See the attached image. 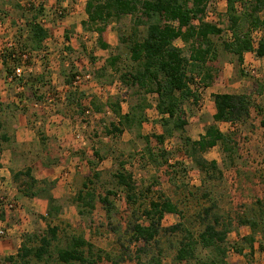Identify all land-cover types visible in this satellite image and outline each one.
Returning a JSON list of instances; mask_svg holds the SVG:
<instances>
[{"label": "rangeland", "instance_id": "374dc122", "mask_svg": "<svg viewBox=\"0 0 264 264\" xmlns=\"http://www.w3.org/2000/svg\"><path fill=\"white\" fill-rule=\"evenodd\" d=\"M30 1L36 4L34 7L36 11L41 8L43 13L37 20L48 30L50 37L45 42L43 52H34L33 54L36 55L28 62L17 65L22 67L23 80L9 82L6 79V72L12 70L14 62L8 61L4 66L1 54L8 52L6 51L9 49L8 44H12L17 51L20 40L18 30L22 29L24 21L30 19L36 12L26 13L18 5V0H0V21L3 23V28L0 30V123L3 127H0V133L5 131L10 138H14L18 131L16 127L19 118L24 119L26 128L33 129L37 138H44L43 141L40 140L39 147L36 149L38 151L34 152L33 156H40L34 159V163H38L36 165L45 171H50L55 165L67 164L70 158L74 161L83 157L81 160L85 164L78 171L79 175L83 176L88 172L87 176L92 182L89 187L95 191L96 196H104L106 191H113L115 195L109 196V199L122 213V218L116 217L110 224V219L106 217V212L98 199L94 202L95 210L91 214L87 213V208L84 209L74 203L77 192L82 188L81 183L84 180L82 178L75 183L72 179L70 185H66L55 193L61 195L55 203L60 211L52 215L45 214L42 219L37 213L30 214L26 210L22 199L26 197L21 193L23 188L20 182L16 183L11 179L8 186L0 190L1 196L15 203L13 210L0 209V228L6 230V234L0 237V264H8L6 258L16 255L23 235L41 232L46 229L48 223L59 225L60 232H64L63 235L82 234L94 248L112 257L118 256V264H145L150 256L156 254L157 249L154 243L143 247L142 243L133 242L128 222L133 221L130 217L133 210L141 212L149 200L155 199L159 194H164L177 204L184 214L186 228L194 234L203 230L199 217L202 216L203 210L208 208L212 209L211 214L219 216L220 226L222 223H230L226 237V247L229 250L227 262L264 264V250L260 249L261 244H264V127L260 125L264 113L260 116V111L252 108L249 119L234 126L238 145L233 153V160H229L219 147L202 155L206 161L217 163L218 172L199 171L195 164L184 156L183 147H181L183 145L178 135L167 139L163 145V148L168 151V165L173 168L165 166L156 170L147 163L148 160L143 153L144 143L136 136L137 129L106 137L105 128L109 127L111 121L116 120L112 114L94 113L86 119L80 114L83 106H90L91 110L93 109L91 102L100 105L108 101L113 103L117 98L122 100V112H127L130 106L136 105L138 100L144 97L151 108L145 113L146 121L139 129V133L141 136L162 133L160 116L153 107L156 96L145 95L142 91H139V95H133L138 89L136 87L127 89L119 81V75L132 69L134 64L130 62L125 45L118 41L117 25L111 23L108 26L105 39L110 48L102 50L97 44V35L85 32L81 25L84 17L82 9L87 0H64L60 3L55 0ZM250 1L240 0L236 4L240 14L249 7ZM208 10L205 20L217 24L223 29V33L212 38L218 54L217 59L208 64L216 77L214 82L206 88L199 87L196 103L190 99L184 105L187 120L185 136L192 140H197L201 135L200 132H204L205 128L213 122L210 117V112L214 110L213 94L250 95L254 105L264 109V57L257 58L253 53H247L243 64L239 66L236 58L223 50V42L228 41L231 36L227 29L226 17H221L226 11V0H212ZM58 11H61L60 15ZM130 22L127 18L119 23L125 37L130 36L132 32ZM140 30L139 37H142L143 29L140 28ZM85 36L88 38L85 39ZM253 37L255 41L258 40L260 32L254 33ZM175 45L183 48L180 41L175 42ZM118 48H120L121 58L116 64L117 71L108 69L105 77L99 80L94 79L95 83L83 84L77 90L70 88L75 74L95 71L109 56L117 54ZM69 80L70 84L67 85ZM254 84L260 85L262 91L256 92ZM125 92L128 96L124 98ZM22 100H25V104H22ZM61 117L68 121L64 125L69 131V137L73 138L76 132L79 133L86 144L84 147H80L81 149L63 147L59 139L55 138V133L45 136L44 122L56 121V125L51 126L55 132L62 123ZM84 120L86 123H82ZM36 122L41 124L35 125ZM218 126L223 132L230 129L226 123H219ZM50 129L48 127V130ZM151 145L156 147L154 140ZM18 150L20 149L17 148ZM94 150L99 152L100 160L94 156ZM87 162H91L92 165ZM176 162L181 165H176ZM121 163L125 164L124 170L132 175L139 189L152 190L144 197L143 202L139 201L129 209L124 202V192L116 185V179L113 177V174L122 172ZM27 164L32 162L19 159L13 163L12 170L14 172L25 170ZM77 164L80 166L79 162ZM96 173L99 174L98 179L94 178ZM168 177L172 181H168ZM38 180L41 183L35 188L53 190L54 182L50 177L47 179L41 175ZM204 194H207V197H203ZM258 199L261 200V205L257 203ZM47 210L46 208V212ZM79 210L84 212L82 216L79 215ZM251 210L254 214H251ZM15 211H20L25 220L15 217ZM242 215L249 218L250 216L261 217L259 219L261 233L254 237L255 251L252 255L247 243L242 239L250 235L251 231L248 227L238 224L237 217ZM208 220L212 222V217ZM183 221L177 215H166L163 227L169 228ZM117 225L119 229L114 233L111 229ZM13 226L16 230L11 232ZM181 238L182 234L168 233L161 236L160 246L164 248L166 256L164 264H174L175 249ZM235 249H242V254H237ZM100 264L111 263L104 260Z\"/></svg>", "mask_w": 264, "mask_h": 264}, {"label": "trees", "instance_id": "16d2710c", "mask_svg": "<svg viewBox=\"0 0 264 264\" xmlns=\"http://www.w3.org/2000/svg\"><path fill=\"white\" fill-rule=\"evenodd\" d=\"M55 1L60 3L64 0ZM211 1L87 0L84 6L86 19L82 21L81 25L85 32L97 35V44L102 50L110 48L105 39L108 26L111 23L117 25L118 41L125 45L130 62L134 64L132 69L119 75V81L127 89L136 87L138 90L133 95H139V91H142L145 95L156 96L153 107L160 116L159 123L162 133L149 136L140 135L139 129L146 121L145 113L151 108L144 97H141L136 105L130 106L125 113L122 112V100L119 98L115 99L113 103L108 101L100 105L91 102L90 105L94 109H92V113L105 114L109 110L117 120L111 121L109 127L105 128L106 137L115 134L121 135L124 131L132 132V129H137L136 136L144 143L143 153L146 155L147 163L156 170L165 166L173 168L168 165V151L163 148V145L167 139L178 135L183 145L181 147H183L184 156L189 158L199 171L218 172L217 163L206 161L202 155L219 147L229 160H233L232 156L238 145L234 126L247 121L252 113V108L260 111V116L264 113V109L254 105L250 95L213 94L212 124L205 128L204 133L197 140L185 136L187 120L184 105L190 99L196 103L198 97L197 91L191 89L190 85L194 78H199L201 86L206 88L216 78L208 64L216 60L218 55L212 38L220 36L223 29L217 24L205 20ZM239 1L226 0V11L221 17H226L227 29L231 34L229 40L223 42V50L235 57L238 65L241 66L247 53H253L257 58L264 57V0H251L249 7H244L245 10L241 14L236 6ZM34 7L32 5L29 10L21 7L26 13H36L24 21L25 27L18 30L17 34L20 40L17 51L13 47L6 50L8 51L6 54H1L4 66L8 61L14 62V67L6 72V76L11 75L17 65L23 64L22 55H28V59L25 61L28 62L36 55L33 54L34 52L41 53L45 50L44 45L50 35L48 30L37 20L43 13L41 8L36 11ZM127 18L131 21L132 32L130 36L125 37L119 23ZM140 28L143 29L142 37H139ZM256 32H260V37L255 41L253 34ZM177 41L183 44V48L175 45ZM118 49L117 54L109 56L103 65L91 72L93 79L99 80L105 77L108 69L117 71L116 64L121 58L120 48ZM240 73L243 75L242 71ZM22 80V77L16 79L18 82ZM69 84L70 80L67 81V85ZM254 89L256 92L262 91L258 84H254ZM124 95V98L128 96L126 92ZM88 108L90 106H83L80 110L84 119L93 115H85V110ZM82 123H86V121L84 120ZM219 123L228 124L230 129L226 132L221 131ZM260 125L264 127V117L261 119ZM8 139L6 132H1L0 146L1 142L5 143ZM40 140L43 141L44 138H40ZM152 140L155 141L156 147L151 145ZM93 154L100 160L98 151L94 150ZM89 164L92 165L91 162ZM175 164L181 165L178 162ZM120 166L122 172L113 174V177L116 179V185L122 188L124 202L129 209L139 201L143 202L144 197L152 190L150 188L139 189L132 175L124 170L125 164L121 163ZM94 178L98 179L99 174H94ZM89 179L88 176L81 185L82 188L77 192L74 203L84 209L87 208V213L91 214L95 210L94 202L98 199L111 224V220L122 215L109 199V196L115 195V193L106 191L104 196H96L95 191L89 187L92 184ZM12 180L16 183L20 182V186L23 188L21 193L25 197L31 198L38 194L47 196L48 214L52 215V213L60 211L59 206H55L56 199L51 195L50 189L35 188L41 182L33 178L31 168L13 173ZM168 181H172V179L168 177ZM203 197H207V194H204ZM257 203L262 204L259 199ZM211 210V208L203 210L202 216L199 217L203 224V230L194 234L186 228L184 214L177 204L164 194H159L155 199H150L141 212H139L140 210L131 212L130 217L133 221L128 222L131 240L135 243H142L143 247L154 243L157 249L156 254L150 256L145 264H164L166 256L164 248L160 246V238L168 233L182 234L175 249L174 264H237L227 262L229 250L226 247V237L231 224L227 222L220 226L219 216L211 214ZM78 213L80 216L84 214L82 210H79ZM251 214H254L253 210H251ZM166 215H177L184 221L164 228L163 220ZM210 217H212V222L208 220ZM237 218L239 226H246L251 231L250 235L242 239L247 243L250 255H252L255 251L254 237L261 233L259 231L261 217L250 216L249 218V216L242 215ZM42 219L44 218L42 217ZM117 229H119L118 225L111 231L116 233ZM59 232V225L48 223L46 229L41 232L23 235L16 255L6 258V262L8 264H100L106 260L111 264H118V256L112 257V255L94 248L82 234L63 235L64 232ZM260 249L264 250V244H261ZM235 250L237 254H242V249ZM140 252L142 253V249Z\"/></svg>", "mask_w": 264, "mask_h": 264}, {"label": "crops", "instance_id": "0c3cea01", "mask_svg": "<svg viewBox=\"0 0 264 264\" xmlns=\"http://www.w3.org/2000/svg\"><path fill=\"white\" fill-rule=\"evenodd\" d=\"M82 13H83V16L86 17L84 13V7L82 9ZM84 17L82 18V20H85ZM213 115H214V110H212V113L210 112V117L212 118ZM61 120H62V123L60 124L58 128H56L57 131L55 132H53V129L51 126L52 124H55L56 121L55 122L48 121L46 123L44 122L43 126L45 127H43V129L45 128L44 129L45 136L50 135V133H55V138L59 139L63 147L70 146V148H74V149H77V148L81 149L80 147H84L86 145L85 142L76 141L74 138L69 137V134H68L69 131L64 125L68 123L66 118L61 117ZM25 123L26 122L24 119L19 118L18 126L16 127L18 131L15 133L14 138H10V136L7 135L9 138L8 141L5 143L1 142V146H0V182L2 185L1 189L6 188L8 184L11 182L12 174L18 172V171L14 172L12 170L13 169L12 165L13 163H16V161H18L19 159L26 161V162H32V164H27V168H31V175L37 181H39L38 179H40L41 175H44V177H46L47 179L49 177L51 178V180L54 182V187H53V190L50 191V193L54 199L61 197V195L59 196L55 193L57 191H60V189L65 188L66 185H70L71 184L70 182L72 181V179H74L73 183H75V181L76 182L81 181V179L84 178L83 182L81 183L82 185L86 181V178L88 177L87 176L88 172L84 173V175L82 174L83 176H80L78 172L80 169H82V167H84L83 164H85V162L81 160L83 157H79L76 160L75 159L76 155H74L75 156L73 157L75 159L74 161L73 160L71 161L72 158H70L67 164L55 165L54 167L51 168L53 172L51 170L50 171H45V169L42 170L39 168V166H37L38 163H36L37 165L34 163V159L36 157H40V156H33V153L38 151V150L36 151V149L37 147H39L40 138L36 137L33 129L31 130V129L26 128ZM40 124L41 122L35 123V125H40ZM48 127H50L51 129L48 130ZM203 133L204 132H200L201 135ZM15 147H17L20 150L17 151V148ZM78 162L80 166L77 164ZM22 199L24 200L23 203L25 204L26 210L30 214L31 212H34V213H37V215L41 217H44L45 214H48V210L46 212V208L48 209L47 196H42L38 194L34 197H31V199L28 197L22 198ZM14 216L21 218L22 220H25V218L21 215L20 211H15ZM22 220L21 222H23ZM12 228H13L11 229L12 231L11 230L10 231L14 232V230L16 229L14 228V226Z\"/></svg>", "mask_w": 264, "mask_h": 264}, {"label": "built area", "instance_id": "2783aa9c", "mask_svg": "<svg viewBox=\"0 0 264 264\" xmlns=\"http://www.w3.org/2000/svg\"><path fill=\"white\" fill-rule=\"evenodd\" d=\"M8 1V0H5ZM18 4L23 7L25 10H29L32 5L36 6V4H34L32 1L30 0H18ZM59 15L61 14V11L57 12ZM3 28V23L2 21H0V30ZM85 39H87L88 37L85 36ZM9 49L13 48L12 44H8ZM22 62L24 63L27 59H28V55L24 54L22 55ZM23 75V70L22 67H16L13 70V73L9 76H6L7 81L12 82L18 78H21ZM94 82V79L91 75V72H84V73H77L74 75L73 80L71 82L70 88L73 90H77L78 88H80L81 85L83 84H92ZM95 83V82H94ZM201 86L200 84V80L199 78H194L192 85H190L191 89L198 91L199 87ZM19 89V87H18ZM22 104H25V100L21 101ZM36 107V104L34 105ZM92 114V110L91 108H88L85 110V115L86 116H91ZM107 115H110L111 112L109 110L106 111ZM82 128H84V126H82ZM73 138H75L76 141H83L82 136L79 133H75ZM1 182H0V190H1ZM0 209L3 208L5 210H13L15 208V203L11 200H7L6 197H4L3 195H0ZM6 234V230H4L3 228H0V237H3Z\"/></svg>", "mask_w": 264, "mask_h": 264}]
</instances>
